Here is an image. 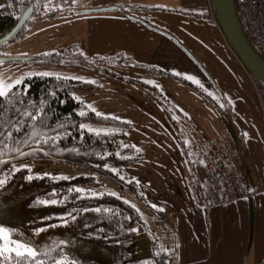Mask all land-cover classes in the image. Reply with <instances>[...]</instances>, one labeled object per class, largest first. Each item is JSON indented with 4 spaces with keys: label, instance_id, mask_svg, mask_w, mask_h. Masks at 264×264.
<instances>
[{
    "label": "crops",
    "instance_id": "1",
    "mask_svg": "<svg viewBox=\"0 0 264 264\" xmlns=\"http://www.w3.org/2000/svg\"><path fill=\"white\" fill-rule=\"evenodd\" d=\"M85 3L87 6L80 8H116L60 13L49 19L50 29H42L46 37L43 45L26 46L19 55L31 57L75 45L88 57L115 59L121 54L138 64L117 63L112 71L141 79L160 95L150 98L134 85L89 70L90 76L79 80L99 88L77 91L74 96L93 112L129 124L127 138L142 158L124 168L122 174L137 183L144 196V200L138 199L150 222L162 227L167 245L164 250L171 255V264H258L264 259V107L254 78L222 33L211 1ZM121 5L131 7L129 15L117 8ZM7 64L18 74L6 79L12 86L36 74L78 77L33 68L45 63ZM123 65L136 69H122ZM139 70L146 72L145 77ZM223 132L232 141L236 167L246 176L249 193L230 204L206 207L203 198L190 189L194 175L181 150Z\"/></svg>",
    "mask_w": 264,
    "mask_h": 264
},
{
    "label": "trees",
    "instance_id": "2",
    "mask_svg": "<svg viewBox=\"0 0 264 264\" xmlns=\"http://www.w3.org/2000/svg\"><path fill=\"white\" fill-rule=\"evenodd\" d=\"M86 1L21 0L20 12L15 19L0 17V37L11 29L24 6L33 5V12L0 47L24 37L29 31L28 26L35 21L50 19L60 13L86 11L78 6ZM117 8L130 14L129 6ZM213 15L216 19L214 12ZM72 49L45 51L24 61L85 64L119 82L136 86L150 98L158 93L153 85L119 75L106 67L113 61L137 66L130 58L121 54L115 59L88 57L78 48ZM10 62L14 61H0L3 64ZM147 68L175 79L152 66ZM254 81L264 107V83L256 78ZM97 88L99 86L89 81L36 74L25 77L0 96V174L13 161H35L46 157L82 166L91 174L112 181L119 193L81 190L96 184L92 175L51 178L32 175L28 167L18 168L0 186V225L10 231L11 237L31 244L35 253L19 255L0 249V264H55L62 254H68L76 264L150 263L131 261L132 253L128 251L135 236L134 224L142 222V217L120 197V193L128 191L144 200L137 183L122 174L124 168L142 158L127 138L129 124L93 112L74 96L77 91ZM85 123L104 124L106 130H87L83 127ZM9 157L14 158L6 160ZM154 250L153 257L157 262H165L170 256L160 251L156 244ZM258 264H264V259Z\"/></svg>",
    "mask_w": 264,
    "mask_h": 264
},
{
    "label": "rangeland",
    "instance_id": "3",
    "mask_svg": "<svg viewBox=\"0 0 264 264\" xmlns=\"http://www.w3.org/2000/svg\"><path fill=\"white\" fill-rule=\"evenodd\" d=\"M88 3L85 4H78V6H87ZM29 5L24 6V9L27 8ZM52 25V21L50 22L49 19H44L41 21H35L31 25L28 26L29 31L27 34L17 40H13L7 42L3 46L0 47V56L1 57H24L23 55H19L21 50H23L26 46L34 47L42 46L44 41L46 40L45 33L42 29H50ZM72 48H77L75 45H71ZM73 50V49H72ZM36 63V62H35ZM37 64V63H36ZM76 64V63H75ZM61 67V68H59ZM78 68H72V66L67 67L64 65H57L54 64H37L34 66L37 71L40 72H49L46 74H59V73H66L69 72L72 76H78L76 79L85 78L90 76L89 70H93L89 65H82L75 66ZM106 67L110 70H114L117 66V62L113 61L106 64ZM122 69H130L134 70L136 68L129 67V66H121ZM143 73L141 76L145 77L146 72L139 70ZM74 74V75H73ZM77 74V75H76ZM91 74V73H90ZM20 75V74H19ZM18 76L17 73L9 68V64L0 63V89L4 90L5 92L12 86L10 83L6 81V79L14 78ZM17 78V77H16ZM73 79V78H72ZM85 129L91 131H103L104 124H96V123H85L83 125ZM21 167H28L30 169V173L35 176H48L51 178H72L75 176L80 175H92L95 178V185H89L86 187L80 188L81 190H88L92 193H100L102 191L109 192L115 195H118V191L116 189L115 184L96 174H91L88 170L84 167L79 165H73L68 163L57 162L51 158H39L35 161L31 160H19L13 161L6 169H4L0 174V186L4 184L6 181L9 180L11 175L16 171L18 168ZM120 197L127 202L135 205L138 210L141 211L142 215V223H135L134 230L135 236L132 238L130 245L128 247V251L131 252V261L133 262H140V261H148L149 264H171L170 256L164 261H155L154 259V245L158 247L160 251L166 252L164 249H167L166 242L163 240V230L160 225L153 224L150 222V219L147 217V212L144 210V204L139 200L135 195L128 191H123L120 193ZM143 210V211H142ZM149 231L153 233L156 239L153 240V236L150 235ZM7 234V239L0 238V249L3 252H15V253H26L29 255H33L35 253V249L31 244L25 243L21 240H16L15 238L11 237L10 231L5 228L4 226L0 225V237H3L4 234ZM165 247V248H164ZM30 250V251H26ZM167 253V252H166ZM55 264H76L74 259L71 258L68 254H62L60 258L57 260Z\"/></svg>",
    "mask_w": 264,
    "mask_h": 264
},
{
    "label": "built area",
    "instance_id": "4",
    "mask_svg": "<svg viewBox=\"0 0 264 264\" xmlns=\"http://www.w3.org/2000/svg\"><path fill=\"white\" fill-rule=\"evenodd\" d=\"M21 0H0V17L15 19ZM243 29L253 45L264 53V0H235ZM192 167L190 189L206 207L233 203L247 197L246 176L236 167V152L228 134L196 141L181 150Z\"/></svg>",
    "mask_w": 264,
    "mask_h": 264
},
{
    "label": "water",
    "instance_id": "5",
    "mask_svg": "<svg viewBox=\"0 0 264 264\" xmlns=\"http://www.w3.org/2000/svg\"><path fill=\"white\" fill-rule=\"evenodd\" d=\"M211 8L214 12L219 27L224 34L228 44L234 51L235 55L241 61L246 70L253 78L264 83V55H262L253 43L247 37L241 24L237 5L235 0H210ZM116 6H104L96 8H88V12H98L104 10L115 9ZM33 12V5H29L19 15L17 21L11 29L2 37H0V45L9 40L10 35L16 32L30 17ZM30 57H1L0 61H24ZM14 157L6 158V160Z\"/></svg>",
    "mask_w": 264,
    "mask_h": 264
},
{
    "label": "snow or ice",
    "instance_id": "6",
    "mask_svg": "<svg viewBox=\"0 0 264 264\" xmlns=\"http://www.w3.org/2000/svg\"><path fill=\"white\" fill-rule=\"evenodd\" d=\"M3 95H5V91L0 89V96H3ZM0 238L7 239V234L5 233L4 236ZM26 251H30V250H26ZM18 254L23 255V253H18Z\"/></svg>",
    "mask_w": 264,
    "mask_h": 264
}]
</instances>
